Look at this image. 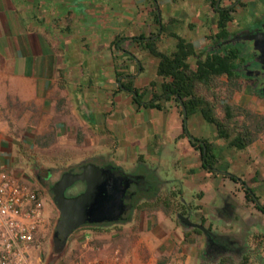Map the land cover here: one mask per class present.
Segmentation results:
<instances>
[{"label":"crops","instance_id":"obj_1","mask_svg":"<svg viewBox=\"0 0 264 264\" xmlns=\"http://www.w3.org/2000/svg\"><path fill=\"white\" fill-rule=\"evenodd\" d=\"M217 4L233 7L229 33L264 20V0H216ZM244 12L248 13L240 22L236 15ZM217 17L212 0H0L1 164L9 169L15 166L12 134L33 133L36 137L30 144L38 149L55 145L72 155L98 159L100 164L110 160L138 165L146 173L153 166L164 169L169 181L180 182L183 198L195 199L200 213L206 215L214 198L211 185L221 188L224 173L232 174L231 162L219 160L213 184L200 186L202 176L209 175L200 166L199 150L182 136L175 101L158 97L153 106L135 104L124 86L147 87L145 102L160 93L159 58L144 46L146 42L164 54L176 50L178 39L190 43L196 53H218L219 48L211 47L219 39ZM239 84V91L221 101L263 112L264 95L255 92L251 81L241 79ZM188 126L193 136L204 137ZM215 138L209 141L223 145L222 139ZM246 148L254 165L249 184L251 188L264 185V133ZM234 185L239 190V183ZM237 197L242 198V193L238 191ZM249 209V216L260 214L253 204ZM137 228L134 233L129 229L133 238L123 239L121 233L108 239L97 235L98 246L118 245L121 256L113 259L114 248L94 260L215 264L202 259L198 235L163 210L141 212ZM74 234L69 243L74 242Z\"/></svg>","mask_w":264,"mask_h":264},{"label":"flooded vegetation","instance_id":"obj_2","mask_svg":"<svg viewBox=\"0 0 264 264\" xmlns=\"http://www.w3.org/2000/svg\"><path fill=\"white\" fill-rule=\"evenodd\" d=\"M261 26H264V20L260 21L257 26L252 28H260ZM237 31H234L233 33ZM233 33L228 32V35L225 38H219L218 40L226 39ZM216 41L211 47L213 49L219 48V52L224 53L226 50H230L231 48L233 49L234 44H241L244 46V44L247 42L239 41L220 46ZM239 58L240 59L235 61V72L238 73L243 79L251 81L257 94L264 95V58L260 56L257 50L253 49L252 45L250 49H243V51L240 52ZM137 89H144L142 94L143 97L144 91L147 89V87ZM131 94L133 98V93L131 92ZM142 97L139 103L135 104H140L143 102L145 105L153 106L152 102L158 97L163 98L167 102L172 99L175 101L176 106L179 107L181 114V106L173 96L167 98L165 95L161 94L160 91L159 94H153L152 99L149 101H142ZM150 102L152 104H149ZM181 117L183 128L182 136L188 137L191 145L199 150L201 163L200 166L206 171V173H208L209 176L205 175L204 177H207L209 183H211L219 174V160L221 161L225 159L220 152L219 147L221 144L217 143L216 141L211 142L207 137L193 136L188 129L189 117L186 119L185 123L183 122L182 114ZM218 138L220 137L217 134L215 139ZM222 141L223 145L225 144L226 147L233 148L232 146H229L223 139ZM207 149L211 150V154L213 155V164L206 168L204 167L205 160L203 159V155L206 153ZM87 161L91 160L85 158L82 159L79 164ZM24 163L30 172V175H25V177L33 187L39 190L40 196L42 198L44 193L41 191L40 187L45 185L46 179L50 175V171L47 169L43 161L38 159L36 160L30 156H26ZM106 163H112L114 165L113 171L117 178L122 180V182L128 183L126 192L121 196L122 203L120 208L122 213L117 219L114 218L115 215L106 214L105 217L107 218H104L103 222L84 223L79 226L75 232L80 231L85 227H105L108 225H116L121 222H132L136 213L140 214L141 212L146 211L147 206L151 205L154 210H163L175 223L180 224L184 228L190 229L198 235L199 240L202 243L200 253L202 259L213 261L215 264H218L224 259L229 260L232 264H264V203H262L260 196L254 192V188H251L249 183L240 182L238 188L239 190H237L236 187H234L235 185H233V183H237L236 178L230 172H225L224 181L222 182L221 188H216L215 185H211V188L214 191V198L211 203L208 204L207 213L205 215L200 213V208L196 205V201L191 202L190 200L187 201L183 198L181 194L182 189L180 188V182L169 181L168 174L161 176L163 171L158 170L157 167L153 166L150 169L151 171L148 170L146 173L139 168H136L137 165H120L110 160L104 161L101 164ZM121 168H123L124 171ZM129 174L144 176L145 179L151 183V187L146 189L147 185L139 180L137 182L129 183L131 178H129ZM230 182H232V185ZM238 191L242 193V198L237 197ZM165 203L169 205L168 212L164 210ZM249 204H253V207H255L256 210L260 212V214L257 215L258 218L249 216ZM222 208L224 209L223 212ZM236 208L241 211V215L244 217V221L239 223L234 221V211ZM178 213H182L184 215L189 214L192 221L204 224L206 228L210 229L212 232L204 235V233H202L199 229L193 227L192 225L183 223L177 217ZM108 217H111L110 220H108ZM232 230L235 231L232 236L221 235V233H227Z\"/></svg>","mask_w":264,"mask_h":264},{"label":"trees","instance_id":"obj_3","mask_svg":"<svg viewBox=\"0 0 264 264\" xmlns=\"http://www.w3.org/2000/svg\"><path fill=\"white\" fill-rule=\"evenodd\" d=\"M212 7L218 14L217 36L225 38L228 35L227 26L233 20V7L216 5V0H212ZM144 46L159 58L157 73L163 78L161 94L167 98L173 96L180 104L184 123L190 115L199 112L206 121L213 123L220 138L237 149L246 148L264 133V111L256 112L246 106L221 101L240 90L239 80L243 78L234 69L235 61L240 59V50L231 48L225 53L204 55L196 53L190 43L181 39H178L176 50L171 54L159 52L154 43L146 42ZM193 56L195 59L192 60ZM125 89L132 92L134 102L139 103L144 89H137L132 84L126 85ZM203 159L204 167L213 164L210 149H207ZM168 208L165 203L166 212ZM153 210L151 205L147 206V213ZM218 264L232 263L224 259Z\"/></svg>","mask_w":264,"mask_h":264},{"label":"rangeland","instance_id":"obj_4","mask_svg":"<svg viewBox=\"0 0 264 264\" xmlns=\"http://www.w3.org/2000/svg\"><path fill=\"white\" fill-rule=\"evenodd\" d=\"M248 13V12H246ZM237 14L236 17L240 20V22H244V15L246 14ZM251 42L247 41L244 46L241 44H234V48H237L240 51H243V49H250ZM188 123L192 129H196L198 132H201L204 137H213L216 136V130L213 123L206 121L202 115L197 112L193 115H191L188 119ZM189 127V126H188ZM14 138H16V142L13 144L12 154L14 157H16L14 167L10 168V170L19 177V171L20 170L23 174L22 180L29 185V181L25 177V175H30L28 167H26L24 160H26V156H30L35 158L36 160L43 161L47 167V169L50 171L49 177L46 179L45 185H42L40 187L41 191L44 193L42 197V203L44 208V214H45V237L43 239V242L39 249V255L41 258L40 264H71L72 261L75 259V257L79 254H82V261L88 262L91 260H94V258L100 257L102 253L111 251L118 245H112L110 243H105V247H102L101 245H97L94 241L99 239L97 235H100V237H106L105 239L111 238L112 235H116L121 233V236L123 239L126 238H133L132 234L137 231L138 223L140 220V214L136 213L135 218L132 221V223H118L116 225H108V226H100V230H95L93 232L92 230H88V227H85L81 229L80 231H77L76 234H74V242H70L69 240L65 246V249L63 253L59 256V258L53 260L51 257V249H52V237L55 229V223L57 218L59 217V210L57 209L51 192L49 190V186L53 184L55 180H57L60 177V174L68 169L69 167L77 166L82 159H85L83 157L72 155V153H67L66 151H62L58 149L55 145H53L49 149H38L36 146L31 145L30 143H33L34 138L36 137L35 134H12ZM220 152L223 155V158L225 160L231 162V169L230 171L234 175V177L237 180V183L240 184V182L249 183V175L248 173L252 171V168L254 169V165L248 160V151L249 149L245 148L243 150H238L235 148H228L226 145H221ZM82 158V159H81ZM92 162L96 164H100V160L96 159ZM172 164V161H170ZM169 164L171 168V164ZM136 168H139L137 165ZM162 169L161 171H163ZM233 170V171H232ZM196 173L198 172V176L202 175L201 170L197 167L195 168ZM168 173H161V176H165ZM171 175V174H169ZM25 177V178H24ZM209 182L208 179H204V176H202L200 186H203V184H207ZM232 185V182H230ZM234 185V183H233ZM32 186V185H31ZM254 192L258 194L264 202V185H257L254 189ZM191 202H195L194 200H190ZM143 213H147L146 211H143ZM148 214V213H147ZM133 229L131 233L129 229ZM89 236L90 242L87 247H89L87 252H85L87 247L82 248L81 243L83 241L84 236ZM134 235V234H133ZM136 237V236H135ZM80 241V242H79ZM79 244H78V243ZM104 246V244H103ZM120 248V247H119Z\"/></svg>","mask_w":264,"mask_h":264},{"label":"water","instance_id":"obj_5","mask_svg":"<svg viewBox=\"0 0 264 264\" xmlns=\"http://www.w3.org/2000/svg\"><path fill=\"white\" fill-rule=\"evenodd\" d=\"M239 41H251L253 49L257 50L264 58V26L243 28L230 37L216 42L222 46ZM121 169L124 171L123 168ZM113 170L112 163L83 162L65 170L60 178L50 186L53 201L59 210V217L56 220L52 237L51 257L53 260L59 258L63 253L69 236L79 226L84 223H101L104 218H107L106 214L115 215L114 218L117 219L122 213L121 196L126 192L128 183L118 179ZM129 178V183L139 180L147 185L146 189L151 187V183L142 175L129 174ZM223 210L222 208V212ZM234 215L236 223L244 221L239 209H235ZM251 216L258 218L254 214ZM177 217L183 223L199 229L204 235L212 232L204 224L192 221L189 214L178 213ZM110 218L108 217V220ZM234 233L235 231L232 230L221 233V235L232 236Z\"/></svg>","mask_w":264,"mask_h":264},{"label":"built area","instance_id":"obj_6","mask_svg":"<svg viewBox=\"0 0 264 264\" xmlns=\"http://www.w3.org/2000/svg\"><path fill=\"white\" fill-rule=\"evenodd\" d=\"M45 214L39 190L16 176L0 161V264H40L39 249L45 237ZM84 236L81 247H87ZM82 254L71 264H113L106 260L82 261ZM120 250H113L118 260Z\"/></svg>","mask_w":264,"mask_h":264}]
</instances>
